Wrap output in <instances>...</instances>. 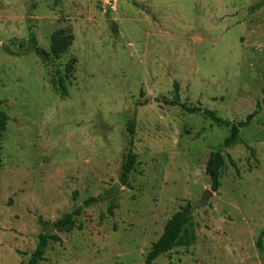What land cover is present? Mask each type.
<instances>
[{
  "label": "rangeland",
  "instance_id": "obj_1",
  "mask_svg": "<svg viewBox=\"0 0 264 264\" xmlns=\"http://www.w3.org/2000/svg\"><path fill=\"white\" fill-rule=\"evenodd\" d=\"M259 1L0 0V264H26L43 227L78 207L70 229L45 233L59 238L37 264H142L187 203L191 243L152 264H264ZM68 35L54 56L52 41ZM174 92L232 122L259 110L224 148L229 127L168 104Z\"/></svg>",
  "mask_w": 264,
  "mask_h": 264
},
{
  "label": "trees",
  "instance_id": "obj_2",
  "mask_svg": "<svg viewBox=\"0 0 264 264\" xmlns=\"http://www.w3.org/2000/svg\"><path fill=\"white\" fill-rule=\"evenodd\" d=\"M263 2L264 0L257 2L255 6L259 7L262 5ZM71 38L72 35H68L67 37H57L56 41H52L51 51L53 55L58 56L70 43ZM28 41L31 47L36 52V54H38L43 60L47 61L50 52H47L46 50L38 46L37 40L32 32H29ZM21 45H24V43H21ZM55 83L58 84V86L61 89H64L60 76L57 78V81ZM167 103L172 106H178L181 110L188 113L201 112L211 121L219 125L228 126L229 132L227 136L224 138L222 143V147L224 148L236 142V140L238 139L239 131L242 128L249 125L251 119L257 114L259 110L257 105L256 109H254L251 113L247 114L243 120L232 122L217 116L216 113L210 109L202 108L199 106H191L180 102L176 92H174L173 99L168 100ZM0 115H2L1 110H0ZM135 162H136V155L131 150H129L122 164V171L119 177V181L122 185L126 184V182L128 181L130 172L133 170ZM229 162L232 163L230 159ZM224 164H225L224 156L220 150L214 151L206 161V166H205L206 173L210 178L212 190H216L219 186V180H218L219 172L220 169L224 166ZM95 200L96 199L89 197L83 201V205L86 206L90 205ZM191 208H192L191 204L187 203L179 210L174 212L166 220L161 235L154 243H152L149 251L146 253L144 257L142 264H152L153 261L160 254L167 253L170 250H172L174 247L188 246L191 243L193 234L192 233L190 234L188 231V225L190 224L192 218L190 214ZM80 209L81 207H78L74 209L72 212L67 213L63 219L58 220L57 222L54 223V227L57 228L58 230L70 229V227L75 222V215H78L80 213ZM108 212L112 213L111 207L108 209ZM48 238L53 240H58L59 237L57 235L48 236L45 234H40L36 247L26 264H37L40 260L43 259V254L47 245ZM263 238H264V229H262L259 233L256 242L257 247L259 248L261 247Z\"/></svg>",
  "mask_w": 264,
  "mask_h": 264
},
{
  "label": "water",
  "instance_id": "obj_3",
  "mask_svg": "<svg viewBox=\"0 0 264 264\" xmlns=\"http://www.w3.org/2000/svg\"><path fill=\"white\" fill-rule=\"evenodd\" d=\"M119 185H120V184L118 183V184L116 185V187H115L112 191L109 192V194H111L113 191H115L116 188H117ZM210 193H211L210 191H206V194H205V196L203 197V199H202L201 202L205 201L206 198H207V196L210 195ZM109 194H108V195H109ZM53 228H54L53 224L48 223L46 226L43 227V229H42V233L45 234L46 232L53 230Z\"/></svg>",
  "mask_w": 264,
  "mask_h": 264
}]
</instances>
